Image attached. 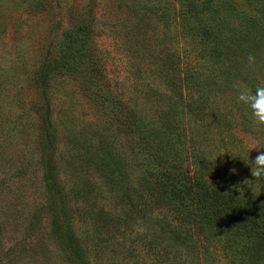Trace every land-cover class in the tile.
Here are the masks:
<instances>
[{"label":"rangeland","instance_id":"rangeland-1","mask_svg":"<svg viewBox=\"0 0 264 264\" xmlns=\"http://www.w3.org/2000/svg\"><path fill=\"white\" fill-rule=\"evenodd\" d=\"M198 3L196 12L225 40L222 66L207 57L204 68L213 63L216 72L212 86L202 92L212 100L209 112L228 122L224 135L231 142L220 145V136L209 135L215 149L208 148L206 159L224 153L215 161L228 170L224 183H232L230 190L233 185L247 189L243 182L255 179L250 166L258 155L250 149L264 146V129L257 130L250 112L237 102L235 85L253 92L254 85L264 86V0ZM175 5L176 0H0V264H67L48 236L41 161L48 132L56 177L78 214L75 229L93 264L195 262L190 255L178 258L170 237L156 240L142 217L125 210L123 197L104 185L106 166L100 161L101 153L105 162L116 153L133 168L141 164L147 147L131 120L157 132L153 97L158 91L175 94L173 85L160 81L152 63L143 60L146 52L169 55L180 71L188 66L203 70L194 66L203 43L193 48L189 37L181 36ZM212 7L215 15L206 13ZM194 25L198 34L212 29ZM174 51L180 59L171 56ZM249 54L256 58L252 67ZM198 116L185 110L174 119L179 129L190 132L200 124ZM156 163L150 156L143 162L151 168ZM126 195L135 200L134 194ZM208 245L210 252L218 247L212 240ZM206 255L198 256L200 264ZM222 255L219 251L211 258L222 263Z\"/></svg>","mask_w":264,"mask_h":264},{"label":"trees","instance_id":"trees-1","mask_svg":"<svg viewBox=\"0 0 264 264\" xmlns=\"http://www.w3.org/2000/svg\"><path fill=\"white\" fill-rule=\"evenodd\" d=\"M176 3L175 21L182 23L181 36H188L192 47L203 43L197 53L200 61L194 65L203 70L194 72L193 66H188L189 69L185 67L180 71L178 67L174 68L177 61L167 58L169 55L145 53L147 57L143 60L152 63L160 81L173 85L175 94L170 96L158 91L153 97L157 106L154 119L159 122L157 132H152L141 121L131 120L139 131L141 144L147 147L142 150L141 164L136 168L126 164V159L116 157V153L112 154L115 157L107 156L105 162L101 153L100 161L105 163L107 174L104 185L123 197L121 202L126 204L128 213H135L149 224L148 229L155 231L156 240L170 237L172 249L179 253L178 258L183 259L186 255L196 258L193 263L187 261L188 264H200L197 259L200 254H207L200 259L202 264L203 259L208 260V264H261L264 263V183L242 189V192L239 185L230 190L232 183H224L227 180L224 174L228 170L221 169L217 162L214 165L208 162L205 155L208 148L215 149L208 139L211 134L220 136V145L231 143L224 135L229 129L228 122L223 115L209 112L212 100L205 99L202 92L204 87L212 86L211 78L216 72L213 63L204 68L207 57L209 55L210 61H215L218 67L222 66L225 40L217 36L210 22L202 19L203 13L196 12L198 0H176ZM206 13L215 15L216 11L212 7ZM194 21L212 26V29L198 34ZM175 55L181 58L176 51L171 53L173 58ZM221 83L217 81L216 85ZM173 107L178 108L177 112H173ZM185 110L199 113L200 124L197 128L192 125L190 132L179 129L178 120L174 119L178 112L183 114ZM48 135H44L46 143L43 142L41 159L50 213L48 236L63 251L67 264H93L88 258V247L75 229L74 218L78 214L69 205L70 199L56 177L53 153L47 150V147H53V134L48 132ZM173 145L178 150L175 151ZM149 156L157 161L152 168L143 164ZM133 174L137 175L136 180L132 179L136 177ZM128 192L134 194L135 200L129 201ZM178 192L184 197H178ZM210 240L218 244L213 252L209 251ZM219 251L226 258L225 262L216 263L211 258ZM177 261L182 264L181 259Z\"/></svg>","mask_w":264,"mask_h":264},{"label":"clouds","instance_id":"clouds-1","mask_svg":"<svg viewBox=\"0 0 264 264\" xmlns=\"http://www.w3.org/2000/svg\"><path fill=\"white\" fill-rule=\"evenodd\" d=\"M255 62V56L249 54L247 57L248 67L254 66ZM235 87L238 90L236 97L237 102L243 105L250 112V119L255 128L257 130L264 129V86H257L254 92L246 86L241 87L240 85H235ZM253 149L258 151V155L254 160H252V164L250 166L251 176L255 179L245 180L243 182L250 188L252 183H264V151H260V149H264V146L255 144L251 147L250 151ZM223 154L224 153L217 154L214 158L206 160L214 165L217 157ZM231 171L235 173L236 170L232 169ZM240 190L242 192V188H240Z\"/></svg>","mask_w":264,"mask_h":264}]
</instances>
